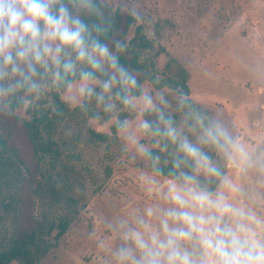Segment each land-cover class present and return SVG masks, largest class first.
<instances>
[{
    "label": "rangeland",
    "instance_id": "rangeland-1",
    "mask_svg": "<svg viewBox=\"0 0 264 264\" xmlns=\"http://www.w3.org/2000/svg\"><path fill=\"white\" fill-rule=\"evenodd\" d=\"M117 6L135 17L125 40L140 24L152 41V48L143 57L147 64L153 63L148 70L156 78L176 77L181 69L187 72L188 98L195 108H185L181 104L184 96L176 90L155 89L143 82L144 91L154 99L163 95L167 104L161 107L177 129L202 147L228 179L252 197L246 200L233 190L229 193L233 202L247 203L264 214V177L256 172L242 175L221 153L200 144V132L194 126L197 113L205 115L222 123L253 153L264 150V0H109L111 10ZM51 91L39 107L19 108L16 115L29 120L45 111L51 106ZM60 97L68 110L59 112L40 135L41 140L55 142L56 152L45 154L34 166V180L41 189L29 210L50 244L39 255L38 264H114L113 253L122 242L118 222H131L134 210L143 214L147 207L163 205L164 201L158 193L149 194L141 179L154 175L146 157L124 134L111 132L110 126L123 109L119 101H114L115 111L105 113L95 98L73 102L66 94ZM143 111L140 106L128 111L130 130L145 149L158 148L152 133L140 130ZM91 131L105 135V140L95 138ZM18 144L30 160V149L21 135ZM2 163L0 250L17 219L18 178L25 173L11 161ZM156 179L163 191L169 179ZM217 186L218 181L213 189ZM62 217L69 219V227L55 242L56 230L46 232Z\"/></svg>",
    "mask_w": 264,
    "mask_h": 264
},
{
    "label": "clouds",
    "instance_id": "clouds-1",
    "mask_svg": "<svg viewBox=\"0 0 264 264\" xmlns=\"http://www.w3.org/2000/svg\"><path fill=\"white\" fill-rule=\"evenodd\" d=\"M113 31L109 0H0V116L39 107L50 90L73 102L95 98L105 113L116 110L117 100L129 112L138 106L155 112L156 122L143 121L140 130L160 136L165 150L172 144L176 151L163 191L156 179L165 174L159 156L138 142L128 120L116 121L118 132L152 161L154 175L141 179L164 204L143 214L134 210L131 222H118L122 242L114 264H264V214L233 202V190L246 200L252 197L177 129L161 107L167 104L163 95L154 99L144 91L137 74L121 63L127 44L111 37ZM194 126L200 144L221 153L242 175L264 177V150L253 153L205 115L197 113ZM213 181H218L215 189Z\"/></svg>",
    "mask_w": 264,
    "mask_h": 264
},
{
    "label": "trees",
    "instance_id": "trees-1",
    "mask_svg": "<svg viewBox=\"0 0 264 264\" xmlns=\"http://www.w3.org/2000/svg\"><path fill=\"white\" fill-rule=\"evenodd\" d=\"M110 11L114 20V31L110 33V36L121 39L127 44L126 50L120 54L121 63L137 74L141 85L143 82H149L155 89L166 87L176 90L180 95L184 96L182 101L189 102L187 106H183L187 109H194L195 106L188 98L187 72L181 69L176 77L156 78L148 70V66L152 65L153 67V63L147 64L143 57V53L152 48V41L145 33L143 26L140 24L136 25L132 37L126 41V34L135 22V17L125 12L120 6L113 10L110 9ZM60 96L55 91H51V106L45 111L33 114L29 120H22L17 115L15 117L0 116V165L3 164L2 161L8 160L25 171L18 178L17 196L15 199L17 219L9 230L6 246L0 250V264H9L10 262H15L16 264H38L39 255L44 253L50 245L42 237L43 228L33 217L29 207L33 203V197L38 195L41 189L40 183H36L34 180L35 167L43 160L45 154L56 152L53 140H41V131L52 124L53 119L60 115L59 112L68 110V105L61 100ZM77 108L75 107V109ZM128 116V111L123 108L116 115V121L117 119H127ZM142 117L144 121L152 123L157 120L156 113L153 111H143ZM116 121L110 126L113 134L118 131L115 126ZM91 133L99 140L103 141L106 138L100 132L91 131ZM19 135L23 137L30 149V160L26 159L23 149L18 144ZM152 135L157 139L159 147L148 149V151L155 156H159V167L164 169L165 173L161 176L170 179L168 171L171 169L172 160L176 155L175 146L169 144V147L165 150L163 148L165 140L153 133ZM146 159L153 170L152 161L147 157ZM216 183L217 181H213L210 187L214 188ZM69 222V219L62 217L57 223L50 224L46 233L49 234L55 229L56 232L53 238L56 242L68 229Z\"/></svg>",
    "mask_w": 264,
    "mask_h": 264
}]
</instances>
